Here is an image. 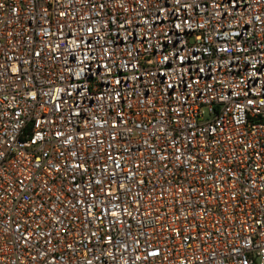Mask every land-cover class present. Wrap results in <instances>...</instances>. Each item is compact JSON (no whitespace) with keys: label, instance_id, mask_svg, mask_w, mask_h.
Returning a JSON list of instances; mask_svg holds the SVG:
<instances>
[{"label":"built area","instance_id":"2783aa9c","mask_svg":"<svg viewBox=\"0 0 264 264\" xmlns=\"http://www.w3.org/2000/svg\"><path fill=\"white\" fill-rule=\"evenodd\" d=\"M0 264H264V0H0Z\"/></svg>","mask_w":264,"mask_h":264}]
</instances>
